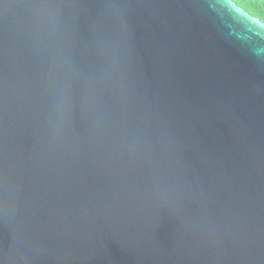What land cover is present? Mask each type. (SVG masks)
<instances>
[{
  "label": "water",
  "instance_id": "obj_1",
  "mask_svg": "<svg viewBox=\"0 0 264 264\" xmlns=\"http://www.w3.org/2000/svg\"><path fill=\"white\" fill-rule=\"evenodd\" d=\"M41 2L0 0V264H264V32L219 0H53L57 136Z\"/></svg>",
  "mask_w": 264,
  "mask_h": 264
},
{
  "label": "clouds",
  "instance_id": "obj_2",
  "mask_svg": "<svg viewBox=\"0 0 264 264\" xmlns=\"http://www.w3.org/2000/svg\"><path fill=\"white\" fill-rule=\"evenodd\" d=\"M35 7L33 27L36 38L41 43L47 41L51 45L49 80L55 111L53 127L56 135L60 136L72 109L73 73L70 67L66 66L63 48L57 38L56 10L58 5L53 0H42ZM219 7L224 15L240 29L253 35L264 32V0H219ZM253 54L258 55V50L253 49Z\"/></svg>",
  "mask_w": 264,
  "mask_h": 264
}]
</instances>
